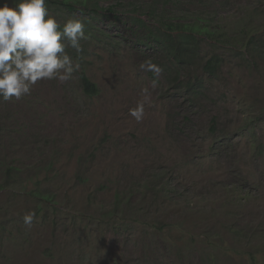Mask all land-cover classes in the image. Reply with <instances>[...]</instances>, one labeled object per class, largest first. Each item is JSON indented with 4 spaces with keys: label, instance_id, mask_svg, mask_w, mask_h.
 Wrapping results in <instances>:
<instances>
[{
    "label": "rangeland",
    "instance_id": "374dc122",
    "mask_svg": "<svg viewBox=\"0 0 264 264\" xmlns=\"http://www.w3.org/2000/svg\"><path fill=\"white\" fill-rule=\"evenodd\" d=\"M175 1L231 36L242 23L264 37V0ZM127 4L83 18L94 28L81 62L96 96L76 72L0 98V264H264V38L260 55L204 40L179 71L127 17L156 20ZM215 53L223 64L209 76ZM148 58L158 78L140 68ZM189 81L196 95L179 88ZM144 88L137 122L129 112Z\"/></svg>",
    "mask_w": 264,
    "mask_h": 264
},
{
    "label": "clouds",
    "instance_id": "9594fccd",
    "mask_svg": "<svg viewBox=\"0 0 264 264\" xmlns=\"http://www.w3.org/2000/svg\"><path fill=\"white\" fill-rule=\"evenodd\" d=\"M85 26V20L79 17H70L61 25L51 14L48 0H14V6H0V98L10 101L31 95L41 80L73 79L81 65L67 49L82 51ZM140 68L156 78L162 72L151 58L142 62ZM141 92L144 99L129 112L137 122L144 117L148 99V89ZM35 215L34 211L27 212L24 224L30 227Z\"/></svg>",
    "mask_w": 264,
    "mask_h": 264
},
{
    "label": "trees",
    "instance_id": "16d2710c",
    "mask_svg": "<svg viewBox=\"0 0 264 264\" xmlns=\"http://www.w3.org/2000/svg\"><path fill=\"white\" fill-rule=\"evenodd\" d=\"M172 0H151L147 3H143V8L137 6L135 1L120 0L115 4L104 6L103 3L107 0H48V7L52 15L56 16L59 12H66L68 14L80 15V18H96L95 16L110 15L114 13L115 7L124 6L128 3V6H134V10L138 12L140 10L143 14L156 20V23H152L151 27L148 26V21L143 17L136 15L127 17V20L131 22L132 28H137L136 36L144 37L149 40L151 45L163 51L168 56L173 65L180 71V69L193 64L200 55V48L204 40H216L225 44L235 45L238 49L245 54L260 55L259 49L263 42V36L261 37L258 27L252 24L242 23L236 24V34L229 35L226 30L214 25L213 20L205 16L204 12H200L198 9L192 14H188L187 10L173 8L170 4ZM182 0L175 1L177 5ZM14 6V0H12ZM146 10V11H145ZM115 15V14H114ZM118 20L117 23H121L118 17H114ZM61 25L64 22L60 21ZM90 21H85V33L86 39L91 38L94 34V28L90 24ZM84 39V40H86ZM82 51L76 52L74 49L68 48V53L75 61H78L81 65L78 71L80 85L85 94L89 96H96L100 88L91 80L84 68L83 62L85 46L81 41ZM223 59L219 53L213 54L209 57L204 65L203 71L209 76L217 74L218 70L222 67ZM168 71V70H167ZM178 77L175 79V81ZM200 84V83H199ZM179 88L197 94L199 86L196 82H188L184 86ZM123 202L120 201V196H117V202L112 214H116L121 208ZM250 259L256 263V255L250 254Z\"/></svg>",
    "mask_w": 264,
    "mask_h": 264
}]
</instances>
